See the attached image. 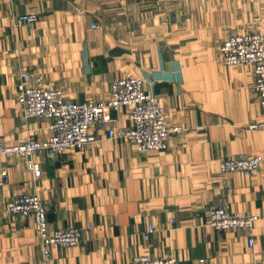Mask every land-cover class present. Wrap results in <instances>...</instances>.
I'll return each instance as SVG.
<instances>
[{
    "label": "crops",
    "instance_id": "obj_1",
    "mask_svg": "<svg viewBox=\"0 0 264 264\" xmlns=\"http://www.w3.org/2000/svg\"><path fill=\"white\" fill-rule=\"evenodd\" d=\"M21 14L39 19L18 26ZM256 31L264 33V0H0L6 143L50 134V120L29 117L18 101L27 72L30 83L40 75L75 102L107 99L115 79L142 77L177 127L167 150L140 151L94 125L95 142L55 159L37 152L41 177L24 159L0 154V264H39L42 256L33 217L6 209L20 193L42 197L50 229L93 225L77 245H51L49 264H127L140 254L177 264L263 263L264 165L254 173L220 168L222 159L264 152L254 69L221 60L230 35ZM110 113L112 128L132 126L128 107ZM218 206L258 215L253 230L214 229L208 221Z\"/></svg>",
    "mask_w": 264,
    "mask_h": 264
},
{
    "label": "built area",
    "instance_id": "obj_2",
    "mask_svg": "<svg viewBox=\"0 0 264 264\" xmlns=\"http://www.w3.org/2000/svg\"><path fill=\"white\" fill-rule=\"evenodd\" d=\"M39 19L38 14H21L16 19L18 26L32 24ZM221 60L232 66L250 64L254 69L255 88L264 108V33L238 32L230 35L221 46ZM18 101L29 117H42L50 120V134L43 140H23L8 144L0 131V154H8L25 160L27 168L36 177L43 173L42 162L35 158L37 152H44L49 159H55L69 147H82L98 140V135L91 131L94 125L105 128L112 138L126 139L134 143L140 151L167 150L170 139L177 127L168 122V107L159 101L156 95L144 88V79L138 76L115 79L111 85L110 96L101 101L86 100L75 102L66 99L61 89L48 88L42 76L37 75L29 82V73H25L17 85ZM121 107L129 108L132 126L114 129L110 125L114 120L110 111ZM264 126V120L255 123ZM264 165V152L251 156L239 154L222 159L220 168L223 172L254 173ZM2 176L7 179L8 171ZM11 213L31 216L40 239L42 256L39 264H49L50 247L53 244L63 246L77 245L84 235L93 227H64L50 229L47 206L37 194L20 193L6 203ZM258 215H244L232 211L226 206L214 207L210 211L208 224L216 230L244 228L252 231ZM155 231L149 225L145 238L150 240ZM255 242L250 238V244ZM206 263L205 259L201 260ZM127 264H177L172 256L158 257L151 254H140L132 257ZM259 264H264L259 263Z\"/></svg>",
    "mask_w": 264,
    "mask_h": 264
}]
</instances>
